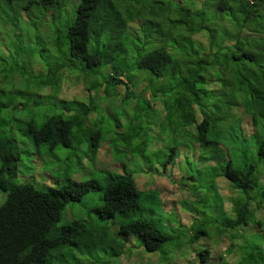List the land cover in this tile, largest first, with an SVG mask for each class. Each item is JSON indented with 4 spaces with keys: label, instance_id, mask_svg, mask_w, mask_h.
I'll use <instances>...</instances> for the list:
<instances>
[{
    "label": "trees",
    "instance_id": "1",
    "mask_svg": "<svg viewBox=\"0 0 264 264\" xmlns=\"http://www.w3.org/2000/svg\"><path fill=\"white\" fill-rule=\"evenodd\" d=\"M158 1L161 4H156ZM20 2L22 10L33 7L34 11L39 14L44 11L45 17L48 15V19L54 20L67 0ZM73 5L72 21L64 24L65 41L59 40L65 47L57 42L58 59L43 66L46 69L37 80V91L47 85L51 90L47 95L53 97L50 102L57 104L58 111L45 115L38 124L32 118L5 117L4 111L16 108L19 102L11 92L6 94L0 87V190L4 192L0 202V264H63L68 261L80 264L79 253L91 254V250L98 247H103L110 256L120 254L123 247L130 244L129 237H136L146 251L159 252L157 263L171 264L169 250L176 245L177 234L169 233L167 225L158 217H129L140 206V192L124 166L122 172L107 171L102 182L94 178H67L57 186L35 187L30 182L17 181L19 145L25 140L17 141L11 134L18 127L17 130L28 137L31 152L35 154H39L42 145L53 146L60 142L70 146L72 129L86 122L89 107L78 103L71 106L69 102L73 98L58 96L60 80L68 73L66 69L81 73V79L86 75H101L100 80L90 81L86 87L88 91L98 89L102 80L125 85L119 78V75L125 76L127 67L125 44L134 43L137 33L155 23L165 24L166 32L158 40L144 38V42L149 41L148 47H151L150 43L157 45L158 41L160 45L135 56L131 65L148 69L156 78L173 82L164 88L165 80H161L150 94H158L154 99L161 101L159 108L165 111L169 124L178 123V120L181 125L194 123L195 130L190 134L199 148L196 152L194 147L192 156L201 164L212 161L205 166L208 180L214 178L218 184L225 181L234 189V194L227 197L228 207L224 208L215 189L211 204L206 205L208 202L199 197L200 192L196 190L198 185L192 191L185 188L186 193L177 195L174 204L169 206L177 209L179 204L186 205L188 195L196 193L195 202L202 208L194 209L198 215L190 206L188 213L183 211L188 215L189 223L180 221L184 230L178 234L188 242L201 235L203 240L205 238L195 251L199 263L264 264V220L256 214L257 210L264 209V182L258 176L264 174V36L260 35L257 40L252 35H264V0H201L200 4L194 0H166V4L164 0H76ZM260 9L263 10L262 17L257 15ZM157 11L161 14L153 15ZM217 11L219 24L227 25L235 34V41L233 50L221 53L222 61L215 65L218 51L211 52L208 46L206 52L200 38L203 35L207 38L210 18L207 15ZM127 23L134 28L129 29ZM251 25H254L250 30L252 33L242 35V29ZM209 39H213L212 34ZM89 41L90 48L87 46ZM213 81L220 82V87L214 88L223 96L219 104L210 99L214 93ZM162 89L167 95L175 91L176 96L171 102L167 96H160ZM210 107L224 110L211 111ZM216 113L217 118L214 117ZM197 114L200 115L198 121ZM234 126L238 134L237 131L232 134ZM86 135L84 152L93 160L99 132L90 130ZM232 135L235 141L241 135L242 142H237L228 152L222 140L226 136L232 138ZM131 139L142 141L138 131L129 137ZM169 149L173 152L174 145ZM136 153L138 151L134 149L133 154ZM172 157L174 155L169 153L161 163L163 172ZM93 188L101 189V203L94 209L97 218L117 216L118 227L111 232L106 225L87 219H70L57 224L65 205L79 200ZM178 190L181 187L178 186ZM209 192L206 189L207 196H210ZM143 195V199L155 198L149 191ZM205 209L208 210L206 214ZM218 239L225 242V247L215 252ZM213 256L218 259L209 261L208 258Z\"/></svg>",
    "mask_w": 264,
    "mask_h": 264
},
{
    "label": "rangeland",
    "instance_id": "2",
    "mask_svg": "<svg viewBox=\"0 0 264 264\" xmlns=\"http://www.w3.org/2000/svg\"><path fill=\"white\" fill-rule=\"evenodd\" d=\"M20 1L0 0V87L6 94L11 92L12 96L16 97L19 102L16 108H8L4 111L6 112L4 116L16 120L19 118L24 120L32 118L38 124L44 119L45 115L58 111L57 104L55 106L50 102L53 97L47 95L51 92L47 85L44 89L37 91V80L41 77L39 74L46 69L43 66H46L47 63L52 64L54 59H58L57 42L61 44V47H65L61 43L65 41L63 36L64 24L72 21L74 15L73 2H76V0H67L64 8L59 11V15L54 20L48 19V15L45 17L44 15L47 13L44 11H42L43 14L34 11L33 7L28 8L29 10H22L19 7ZM164 1L166 4V0ZM194 1L198 4L201 3V0ZM156 4L161 3L158 1ZM262 11V9L259 10L257 14L259 17H262ZM159 14L161 13L157 11V14L154 12L153 15ZM238 16L242 15L239 14ZM207 17H210L207 23V38L205 35L201 36L200 43L206 52H208V46L211 52L218 51L215 62V65H217L222 61L221 53L228 51V49L233 50L235 34L228 29L226 24H219L218 11L210 12ZM225 17L227 18V16ZM127 26L129 29L134 28L131 23H127ZM252 27L254 25L244 27L241 34L246 35L247 32L251 34ZM166 30L165 24L162 26L157 23L150 24L137 33L134 43L127 42L125 44L127 47L125 55L127 67L124 73L125 76L120 77L121 75H119V78L125 81V85L102 80L98 89L91 88L88 91L86 87L90 81L100 80L101 75H86L81 79V73L66 69L68 73L64 77L62 76L60 80L58 96L64 99L73 98L69 102L71 106H75L77 103L88 106L89 111L86 122L72 129L70 146H64L60 142L53 146L42 145L39 154L31 152L28 137L19 132L18 127H16L11 133L14 135L15 140H25L22 142L23 144L19 145V169L16 178L17 181L30 182L35 187L40 188L57 186L67 178L73 180L94 178L102 182L107 171L122 172L124 166V169L131 173L140 192V206L138 209L133 210L129 217H158L163 224L168 226V228L166 226V229L169 233L177 234L174 239L176 245L169 250L172 253L171 264H204L199 263L196 259L195 251L199 243L205 241V238L203 240L201 235L195 241L188 242V240L183 239V235L178 234L180 230H184L180 227L179 222L189 223V217L183 211L186 210L188 213L190 211L188 206H190L191 211L198 215L199 213L194 209L199 210L202 208L200 203L196 204L195 202L197 198L195 195L197 194L190 193L187 201H185L186 205L177 203L179 204L177 209L175 207L171 208L169 205L174 204V200L177 198L170 190H173L171 186L177 189L178 186L181 187V190L178 191H182L184 188L192 191L196 189L193 187L198 185L196 190L200 192L201 196L199 197L208 202L206 205L211 204L213 190L215 189V192L223 200L224 208L228 207L227 197L234 194V189L225 181L218 184V181L214 178L208 180V169L205 166L212 163V161H203L201 164L192 156L194 147L196 152L199 148L190 134L195 130L194 123L181 125L179 120L175 124L168 123V117L164 115L165 111L163 112L159 108L161 101L154 99L158 97V94L157 96L150 94V90L157 89V85L165 79L156 78L148 69H137L134 65H131L135 56L142 55L160 45L158 41L157 45L152 46L154 44L150 43L151 47H148L149 41L147 43L144 41L146 39L158 40ZM211 34L213 39H209ZM252 35L257 40H260V35L264 36L262 33H253ZM220 39H223V41ZM90 41L87 45L88 48L92 46ZM213 68L211 67V69ZM212 83L214 84L212 89L214 93L210 99L215 100V104H219L223 98V96L221 97L222 94L216 90L220 87V82L213 81ZM171 85H173L171 80H165L164 88ZM161 94L167 96L169 102L176 96L175 91L167 95L165 89L161 90L160 96ZM124 96L127 97L122 98ZM153 103H155L154 109L152 108ZM221 109L209 108L211 111ZM214 117L217 118L218 113ZM199 119L200 115L197 114L196 121ZM90 130H98L99 132L98 148L93 160L84 152L88 140L86 131ZM136 131H138L141 142L139 139L129 140V137ZM235 131L238 134V129L234 126L231 131L232 134H235ZM239 136L237 141H235L236 138L233 135L232 138L226 136L222 140L228 152L236 147L237 142H242ZM143 141L144 145L142 144ZM171 145L175 147L173 152L169 149ZM134 149L138 153L133 154ZM169 153H172L174 157L170 158L165 164V172H163L161 163L166 160ZM181 158L182 160L178 161ZM258 176L259 180L264 182V174ZM163 185L170 188L164 189ZM206 189L211 191L209 197L205 193ZM147 191L154 193L155 198L145 197L146 199H143V194ZM100 195L101 189L93 188L85 192L79 200L68 202L61 211L57 224H63L70 219H87L106 225L112 232L116 226L118 227L119 218L117 216L107 219L97 218L94 209L101 203ZM3 197L4 192L0 190V202ZM191 202L192 204H190ZM166 207L170 208L167 209ZM207 211L205 209V214ZM263 213L264 209L256 211L257 216L264 220ZM179 216L181 219H179ZM202 216L204 215L202 214ZM183 223L181 225L185 226ZM135 238L129 237L130 244L125 241L129 245L126 244L122 252L115 256L108 255L103 247L91 250V254L87 252L78 254V250L76 254L79 256V262L83 264H89L91 260L93 261L92 264H161L156 262V254L159 252L146 251ZM215 244L217 245L213 249L215 252L225 247V242L219 239L216 240ZM216 258L218 259L217 256H213L208 259L210 261ZM63 264L79 263L68 261Z\"/></svg>",
    "mask_w": 264,
    "mask_h": 264
},
{
    "label": "crops",
    "instance_id": "3",
    "mask_svg": "<svg viewBox=\"0 0 264 264\" xmlns=\"http://www.w3.org/2000/svg\"><path fill=\"white\" fill-rule=\"evenodd\" d=\"M154 102H156V101H154ZM153 104H155V103H153ZM179 161V160H178ZM173 183V182H172ZM223 183V182H222ZM173 185H174V183H173ZM164 186V189L165 188H170L169 186H167V185H163ZM172 188H173V190L172 189H170L171 191H173V194H175L176 196L179 194V193H182V194H185L186 193V191H185V188L182 190V191H178V189L176 188V187H174V186H171ZM164 189H162V190H164ZM161 189L159 188V191H160ZM172 201V200H171Z\"/></svg>",
    "mask_w": 264,
    "mask_h": 264
}]
</instances>
